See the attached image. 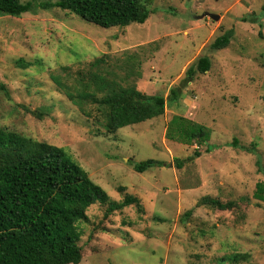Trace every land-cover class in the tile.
Masks as SVG:
<instances>
[{"label":"rangeland","instance_id":"rangeland-1","mask_svg":"<svg viewBox=\"0 0 264 264\" xmlns=\"http://www.w3.org/2000/svg\"><path fill=\"white\" fill-rule=\"evenodd\" d=\"M45 1L59 0H35ZM263 4L151 0L143 24L108 29L58 8L0 15V85L6 90H0V128L64 149L110 202L124 195L137 201L111 214L99 203L86 210L78 224L79 264H264V202L253 197L256 184H264ZM203 14L219 19L198 20ZM228 30L229 45L211 50ZM103 56L116 80L124 78L121 85L165 98L178 87L180 98L167 101L160 117L107 133L94 106L84 114L51 80L56 75L72 83L76 71ZM203 56L209 71L183 88L185 71ZM174 115L205 126L211 152L166 140ZM195 150L200 157L173 167V159ZM148 159L164 166L132 169L130 162ZM204 196L235 206H196Z\"/></svg>","mask_w":264,"mask_h":264},{"label":"trees","instance_id":"trees-1","mask_svg":"<svg viewBox=\"0 0 264 264\" xmlns=\"http://www.w3.org/2000/svg\"><path fill=\"white\" fill-rule=\"evenodd\" d=\"M150 2L59 0L37 3L32 0L22 3L20 0H0V15L19 18L37 8H58L100 28H125L130 24H143L148 19ZM261 11L264 13V4ZM232 35L231 30L224 32L209 48H226ZM107 59L108 56L96 58L84 69L76 71L72 83H65L60 76H51L56 88L81 112L89 115L86 106L95 107L107 133L160 117L167 101L175 102L180 98L178 87L170 89L165 98L143 94L133 85H121L124 78L116 80L107 69ZM209 69V58L200 57L187 68L180 83L184 88L196 73L202 74ZM0 90L6 91L2 85ZM25 111L38 119L43 117L41 112L26 108ZM209 138L210 131L205 126L182 116H172L166 125V140L183 145H205L206 153L212 150ZM200 156L195 150L184 160L175 158L173 167L180 169L184 162ZM130 164L137 173L164 166L163 162L151 159ZM253 197L264 202V184H256ZM95 203L106 205L107 214L137 206L136 199L130 195H124L119 202H110L106 192L89 179L64 149L0 128V264H79L82 248L78 245L81 238L78 224L87 219L85 212ZM196 206L224 211L233 208L235 203H222L217 198L204 196ZM191 213V210L187 211L183 218H188Z\"/></svg>","mask_w":264,"mask_h":264},{"label":"water","instance_id":"water-1","mask_svg":"<svg viewBox=\"0 0 264 264\" xmlns=\"http://www.w3.org/2000/svg\"><path fill=\"white\" fill-rule=\"evenodd\" d=\"M210 18L212 21H218L219 19V16L218 15H214V14H203L202 16H199L197 19L198 20H201L203 18Z\"/></svg>","mask_w":264,"mask_h":264}]
</instances>
